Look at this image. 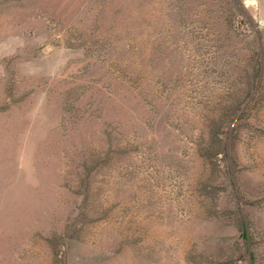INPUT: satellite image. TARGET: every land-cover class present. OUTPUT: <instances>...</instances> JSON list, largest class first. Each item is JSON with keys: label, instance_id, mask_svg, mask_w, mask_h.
<instances>
[{"label": "rangeland", "instance_id": "rangeland-1", "mask_svg": "<svg viewBox=\"0 0 264 264\" xmlns=\"http://www.w3.org/2000/svg\"><path fill=\"white\" fill-rule=\"evenodd\" d=\"M0 264H264V0H0Z\"/></svg>", "mask_w": 264, "mask_h": 264}]
</instances>
